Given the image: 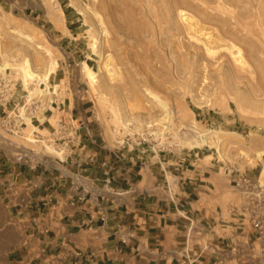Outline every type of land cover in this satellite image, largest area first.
Masks as SVG:
<instances>
[{
	"label": "rangeland",
	"instance_id": "obj_1",
	"mask_svg": "<svg viewBox=\"0 0 264 264\" xmlns=\"http://www.w3.org/2000/svg\"><path fill=\"white\" fill-rule=\"evenodd\" d=\"M25 61L52 74L25 88ZM0 63L4 158L70 165L69 150L99 135L103 156L157 154L227 183L264 171V0H0Z\"/></svg>",
	"mask_w": 264,
	"mask_h": 264
},
{
	"label": "crops",
	"instance_id": "obj_2",
	"mask_svg": "<svg viewBox=\"0 0 264 264\" xmlns=\"http://www.w3.org/2000/svg\"><path fill=\"white\" fill-rule=\"evenodd\" d=\"M67 110L88 112L77 99ZM89 142L65 166L0 154V264H236L230 249L248 227L219 173L166 169L157 154L103 156L99 135Z\"/></svg>",
	"mask_w": 264,
	"mask_h": 264
},
{
	"label": "built area",
	"instance_id": "obj_3",
	"mask_svg": "<svg viewBox=\"0 0 264 264\" xmlns=\"http://www.w3.org/2000/svg\"><path fill=\"white\" fill-rule=\"evenodd\" d=\"M7 89L4 87L0 90V99H6L4 93H7ZM27 157L25 153H17L13 155V160L23 163L27 161ZM229 185L238 198L236 204L228 206L229 212L238 218L240 225L248 227L247 239L243 244L238 240L230 249L232 259L236 264H263L264 178L230 171Z\"/></svg>",
	"mask_w": 264,
	"mask_h": 264
},
{
	"label": "bare ground",
	"instance_id": "obj_4",
	"mask_svg": "<svg viewBox=\"0 0 264 264\" xmlns=\"http://www.w3.org/2000/svg\"><path fill=\"white\" fill-rule=\"evenodd\" d=\"M215 40V39H214ZM218 41V40H217ZM220 43V42H219ZM232 47V46H231ZM237 52V51H236ZM235 53V52H234ZM240 53V51H238V54ZM232 55H234V54H232ZM239 60V59H238ZM238 60H237V62H238ZM240 61V60H239ZM28 61H25V63H24V65L21 67V71H22V79H23V83H24V86H25V88H28V80H31V79H33V78H36V85H38V84H40V83H43V82H45L46 80H48V78H49V76L52 74V68L50 67V66H52V65H50L49 66V68H47V70L42 74V75H40V76H37V75H35V73H33L30 69H29V64L27 63ZM239 63H242V61L241 62H239ZM7 65L5 64V65H3V64H1L0 63V71L2 70H4L5 69V67H6ZM83 70L85 71V72H87V76L89 77V79H93V74L91 73V71H90V69H89V67H88V65L86 64V63H83ZM35 81V80H34ZM41 93V92H40ZM167 113H168V111H167ZM22 116V115H21ZM23 118H25V116H23ZM169 119V118H168ZM26 120H28L27 118H26ZM167 120V119H166ZM27 125H28V127H25V128H23L24 130H31L30 131V134L32 135V133H33V131H34V129H35V127L33 126V125H31V123L29 122V121H27ZM28 140L30 141V142H36V140H34V139H31V138H28ZM205 139L202 137L201 138V141H204ZM28 141V142H29ZM55 152V151H54ZM56 154H58L59 155V153H57V152H55ZM263 173H264V171L263 172H261V177H263Z\"/></svg>",
	"mask_w": 264,
	"mask_h": 264
}]
</instances>
